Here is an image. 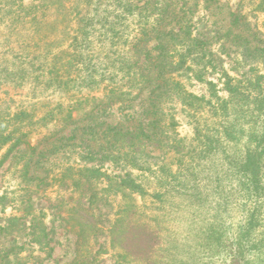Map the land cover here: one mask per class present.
I'll use <instances>...</instances> for the list:
<instances>
[{"label":"rangeland","instance_id":"374dc122","mask_svg":"<svg viewBox=\"0 0 264 264\" xmlns=\"http://www.w3.org/2000/svg\"><path fill=\"white\" fill-rule=\"evenodd\" d=\"M115 4L114 0H0V127L14 121L30 124L19 131L28 132L26 144L14 149L0 167V264H22V260L24 264H71L76 235L70 210L76 200L91 194L96 196L93 204L78 206L93 213L98 222V232L90 242L92 254L96 252L93 264H126L119 258L120 249L110 245L109 230L119 207L130 201L114 191L115 183L128 177L141 186L142 194L133 198L161 238L159 264H264V167L261 189L255 193L238 173L239 160L255 147L250 135L264 134V107L257 111L252 106L234 109L229 105L225 117L217 119L202 106L194 121L177 101L171 112L184 150L147 148L150 159L145 158L142 167L88 162L80 157L84 148L75 146L78 141L58 142L74 132L81 134L80 128L89 122L84 114L93 107L92 98L100 99L111 88L123 92L132 88L133 82L124 75L126 65L121 63L123 58L130 60L126 53L139 20L135 15L121 17ZM196 4L188 14L192 34L211 40L212 60L210 67L193 65L201 73V82L192 79L191 72L173 75L182 90L206 101L210 91L205 82L210 81L217 98L224 100L229 96L228 78L234 82L259 76L263 97L264 57H242L241 48L230 38L222 49L219 34L229 26V12L238 13L249 24L244 35L252 39L253 46L264 49V0H218L209 10L204 9L208 4L204 0H196ZM215 6L220 8L213 9ZM30 8L37 21L26 24L23 17ZM112 10L113 14H106ZM115 12L121 19L114 18ZM88 16L94 21L102 19V23L107 18L105 28H100L104 36L91 32L86 20H78ZM52 22L56 23L51 29ZM111 22L118 23L113 43L110 32L105 31ZM148 46H154V41ZM63 52L73 54L79 63L66 71ZM49 70L57 72L58 83H49ZM51 111L50 122L40 121ZM108 111L104 119L108 124H127V111L118 104ZM68 116L75 124L64 125ZM224 127L233 140H223L220 131ZM205 134L221 139L211 144L210 153L198 145ZM44 137L49 138L47 143L42 142ZM34 146L37 150L31 152ZM44 148V155L39 154ZM3 153L5 149L0 158ZM30 157L26 173L24 166ZM92 166L118 177L111 183L102 177L90 184L78 177L79 169ZM155 194L161 197L157 199ZM250 214L254 224L248 230ZM42 227L50 233L39 241ZM209 232L212 240L207 238Z\"/></svg>","mask_w":264,"mask_h":264},{"label":"trees","instance_id":"16d2710c","mask_svg":"<svg viewBox=\"0 0 264 264\" xmlns=\"http://www.w3.org/2000/svg\"><path fill=\"white\" fill-rule=\"evenodd\" d=\"M193 1L168 0L165 3V0H114V4L116 3L115 9H120L119 15L121 17L135 15L139 20L136 35L129 43L126 53L130 56L131 61H124L123 58V63H121L126 65L124 75L129 81L133 82L132 88L125 92L111 88L100 99L92 98L94 105L84 114L89 122L80 128L81 134L74 132L70 137L59 138L58 142L62 140L78 141V145L75 144V146L84 148L80 157L88 162H109L114 165L120 163L123 166L136 168L142 167V163L146 162L145 158L150 159L149 153L146 152L147 148L159 151L166 150L167 152L173 151L175 153H182V150H184L182 139H179L175 134L177 122L171 112L172 107L174 108V105L178 102H180L184 111L191 113L189 115L194 121L198 120V113L202 106L203 111L204 107H207L211 116H217V119L225 117L229 105H232L234 109L238 106L246 108L252 106L257 111L263 109L264 95L260 97L262 93L259 84L261 77L259 76H256L254 80H233L234 82H231V78H228L225 87L229 96L228 99L224 100L217 98L214 92L215 85L210 81L205 82L210 91L209 99L206 101L204 98H198L182 90L180 83L173 75L179 72H183V74L191 72V78L201 82L200 71L194 70L192 67L198 64L203 65L202 68L205 66L210 67L212 60L208 47L211 40L205 41L192 34L193 26L188 14L192 12L193 7L197 6L196 0ZM217 1L204 0V3H208L204 5V9L209 10ZM219 8L215 6L213 9L217 10ZM113 13V10L106 12L107 15ZM33 15L32 9H27L25 17H23L26 24L36 23V16ZM119 15L116 13L114 18L116 20L121 19ZM229 17L227 30L223 34H219V39H223L221 48L225 49L223 43L229 41L230 38V42L235 47L241 48L242 57H256V54L264 57V49L253 46L252 39L250 40L244 35V32L249 30V24L244 20V17L232 12H229ZM78 20L80 22L86 20L85 26H88L91 32H96L99 37L104 36L100 28H105L107 18L104 19L103 23L101 22L102 19L94 21L93 17L89 16ZM55 23H49L52 26L51 29L55 26ZM99 24L100 27L96 29L95 25ZM117 25V22H111L105 29L106 33L110 32L111 34V43L118 36ZM81 27L75 31L80 30ZM254 34L252 33L251 37ZM151 41H154V46H148ZM23 45L29 47V45ZM62 54L67 58L64 65H62L66 71L79 63V59L75 58L73 54L70 55L67 52ZM47 74L50 77L49 83L59 82L57 72L49 70ZM116 104L122 110L127 111L126 125L118 123L112 125L104 120L110 114L108 110H111ZM68 117V121H63L64 125L75 124V120L70 116ZM102 118L103 120H101ZM51 119L52 111L41 118L40 121L50 122ZM16 123L15 121L12 124L5 123L6 128L11 126L10 130L0 127V152L5 149V153L0 158V167L14 149L26 144L25 139L29 137L28 132L20 133L19 131H24L30 124L22 126ZM194 123L198 125L197 122ZM211 129L215 131V129ZM211 129L206 131L210 132ZM220 132H222L221 137L223 140L224 138L225 140L234 139L225 127ZM206 135L208 134H205L202 140L198 142L204 153L209 152L208 149L211 148V144H217L221 141L219 137L214 139ZM42 140V142L47 143L49 138L44 137ZM249 140L255 143V147L252 150H247L244 157L239 160L238 173L247 184L245 186L252 190V193H255L261 189V175L264 167V134H252ZM53 148L55 149L54 146ZM45 149L40 150L39 154L44 155ZM30 150L35 152L37 146L30 148ZM30 161L31 157L28 158V162L24 166V172L26 173ZM77 172L78 177L85 179L89 184L92 180L99 181L102 177H105V180L111 183L113 178L115 180L118 177H111L102 173L95 166L82 167ZM171 178H174V176H171ZM74 185L77 187L78 181L74 182ZM115 188V192H119L123 197H128L130 201H127L125 205L120 206L117 210L115 220L109 230L110 245L113 248L120 249L119 258L121 262L126 264H159L156 258L157 252L160 250L161 238L158 231L151 227L150 222L139 212L140 207L133 198V195L140 196L142 194L141 186L128 177L126 180L117 181ZM155 195L157 199L161 197ZM95 198V194H91L87 198L78 199L76 200V206H73L70 210L71 227L76 235L74 258L71 264H93L96 261L93 257L96 256V252L92 254V244L90 242L98 232V222L93 213L78 206L85 203L91 205L95 202ZM250 217L248 230L250 227L253 228L254 224L253 215L250 214ZM49 233L50 231L42 227L39 232V241L46 240ZM209 233L207 238L212 240L214 236L211 232ZM44 245L47 246L46 243ZM48 251L51 252L52 248ZM237 252L238 250L232 252L234 257L238 255ZM22 264H24L23 260Z\"/></svg>","mask_w":264,"mask_h":264}]
</instances>
